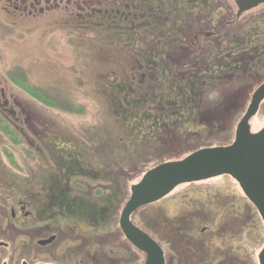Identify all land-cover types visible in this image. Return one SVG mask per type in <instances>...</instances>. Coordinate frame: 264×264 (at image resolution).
I'll use <instances>...</instances> for the list:
<instances>
[{"label":"flooded vegetation","instance_id":"1","mask_svg":"<svg viewBox=\"0 0 264 264\" xmlns=\"http://www.w3.org/2000/svg\"><path fill=\"white\" fill-rule=\"evenodd\" d=\"M0 12L11 22L13 30L15 26L28 25V30H48L49 38L70 30L95 32L100 37L97 43L113 46L117 57L131 52L133 61L130 69L127 68L130 72L127 81L124 82L126 77L121 75L113 76L108 80V90L104 91L113 104L114 95H123L116 104L127 106L129 111H120L128 113L130 130L124 131V137H115L118 146L109 140L104 142L113 149V155L102 153L94 159L77 140L71 142L51 128L49 111L64 108V95L59 90L62 99L48 92L45 97L53 100H44L45 104L36 106L27 100L21 103L20 95L9 94L6 81L2 86L0 79V134L5 135L3 138L12 147L4 146L0 136V264H138V261L145 264L146 254L126 239L120 222L132 186L156 165L141 171L134 184L129 181L130 172L134 176L135 171L123 172L107 166L116 165L125 150L133 151V156L139 155L138 158L141 153L157 155L163 144V135L159 134L167 130L173 129L186 140L204 144L211 140V128H225V118L237 108L236 103L223 105L224 114H220L219 120L212 116L210 107L189 104L179 106L180 111L171 117L166 114L163 100H160L162 106L152 105L150 99L147 100L146 96L154 91L147 90L146 82L152 79V74L158 75L161 81H170L173 88L166 93L176 97L178 102L188 81L206 82L215 77L221 81V86L214 92H219L232 81L240 80L239 73L246 74L248 79L264 73V3L238 13L234 0H0ZM119 59L117 64L124 66L125 61ZM150 64H155L152 72L148 71ZM20 76H23L22 81H27L25 75ZM261 78L251 97L264 83V75ZM106 84L103 82L101 88L106 90L107 87H103ZM22 86L26 92L21 91L27 96L41 98L28 82ZM232 90L235 91L227 95L239 96L238 88ZM157 92L167 97L162 96V90ZM188 93L206 94L199 90H188ZM133 97L143 99L132 105ZM263 105L264 99L257 112ZM143 108L145 113L140 112ZM245 112L236 123L231 122V127L237 126ZM229 121H232L231 116ZM3 123H6L5 130L1 127ZM136 125L140 130L135 131L138 135L130 136ZM147 129H154L156 136H147L150 131ZM230 144L199 146L179 160L201 149ZM4 149L15 156L27 157L36 167L42 163L45 168L37 167L33 172L11 168L10 155ZM88 160L94 163L88 164ZM46 161H50V165L45 166ZM83 162L88 164L87 169L83 168ZM216 178L234 183L239 197L219 189L218 194L197 190L199 195L190 198L193 193L188 191L190 188ZM216 178L180 185L159 201L130 214L131 225L161 249L164 264H247L243 259L247 254L242 255L235 248L234 240L243 239L245 227L252 232L259 221L263 226L264 222L231 176ZM180 188L185 191L181 199L192 206L189 209L185 206L172 218L176 222L173 232L155 230L154 236L147 233L142 226L143 221L147 225L151 220L146 210L161 205ZM212 197L216 199L211 202ZM194 204L203 205V209ZM218 204L220 211L212 213L211 205ZM163 211L167 212L160 208L156 215Z\"/></svg>","mask_w":264,"mask_h":264},{"label":"rangeland","instance_id":"2","mask_svg":"<svg viewBox=\"0 0 264 264\" xmlns=\"http://www.w3.org/2000/svg\"><path fill=\"white\" fill-rule=\"evenodd\" d=\"M1 14L0 12V79H2V86H4L5 80L10 88L9 94L11 92L19 94L20 96H18V98L21 103L27 100L29 104L32 103L36 106L45 104L44 100H53L51 97H45L48 92H51L56 98H61L58 93L59 90L61 94L64 95V97H62L64 99V108L61 107V111L53 109L50 111L48 110L50 122L52 124L51 128L60 131L59 135L70 139L71 142L77 140L82 147L86 148V152H91V154H93V159L95 156H101L102 153H111L113 155V149L105 146L104 142L109 140L111 143H115L118 146V141L115 137H124V131L130 130L129 125L131 120L128 119V113H123L124 111H129L126 109L127 106L124 104H116V101L121 102L123 95H114L115 102L113 104L111 102L112 99L109 102L104 91L108 90V80L112 79L113 76L121 75L126 77L124 82L127 81V76L130 75L128 69H130L133 64L132 53L129 52V54L125 56L118 55L125 61L124 66L118 65L117 63L120 59L116 56L113 46L108 45L106 47L100 42L97 43L100 37L98 34L96 35L95 32H88L86 30L70 32V30L64 34L55 33L53 37L51 36L49 38L50 34H47L48 30L44 31L41 28L28 30V25L25 28L15 26L13 30L10 28L12 25L11 22L6 19L5 15ZM40 25L42 26L41 23ZM16 35H18V38H16ZM140 39L138 41H140ZM134 56L136 55L134 54ZM144 73L147 72L144 71ZM21 74L25 75L27 81L25 79L22 81L23 76H20ZM104 74L107 75V77L104 78ZM244 75L246 74L239 73L237 76H239L240 80L237 82L230 81L231 83H229L227 87H222L219 92L214 93L215 95H213V97L208 96L203 100L202 105L207 109L210 107L212 116L218 118L220 114H224V112H221L222 106L220 103L226 102V99L231 97L227 94H230L231 91H235L232 90V88H238L239 90V96L236 97L237 108H235L231 114L232 121H229V118H225V120H227L224 126L225 128H222L223 130H221L218 137L217 135H210L211 140L204 144H201L199 141H194L193 143V141L186 140L178 134L176 135L173 129H169L170 131L167 130V133L164 132V134H161V136L163 135L161 138L163 144L161 143V148L158 149L157 155L153 153H141L138 158L139 155L133 156V151L125 150L122 152V158L118 159V163L113 166H107V168L120 169V171L122 170L123 172H126V170L135 171L137 175L132 176L130 172L131 176L129 181V184H134L140 178L141 171L155 165L158 166L163 164V162L167 163L173 160H179L183 158L187 152L199 146H213L223 143L226 145L232 143L231 141H233L235 136L236 127H231V122L239 120L240 116L245 112L251 94L259 82H262L261 77L264 73L250 79ZM104 79H106V81H104ZM26 82L29 83L31 88L37 89L34 93L41 98L36 99L26 95L25 86L27 85L22 86ZM103 82L104 84L107 83L103 86L104 88L107 87L106 90L101 88ZM14 87L17 88V92ZM23 89H25V92L21 91ZM5 90L8 91L9 89L5 88ZM133 101H135V99H131V102ZM120 109L124 111H120ZM140 112L145 113V109L143 108ZM54 123L55 126H53ZM250 124L253 133L258 132L264 127V105L250 121ZM1 127L3 128L2 130H5L6 123H3ZM132 130L133 129H131V133H133ZM144 131L145 130L142 132ZM0 136L3 145L11 147L3 138L5 135L2 133ZM120 143H123V141ZM19 151L20 149L16 152L19 153ZM4 152L11 156H9V162L11 163L9 165L11 168H24L28 169L30 172H33L37 167L45 168L42 163L37 165V167L34 166L32 160H28L27 157H20L21 154L20 156H15L7 149H4ZM134 157L136 158L134 159ZM34 162L37 164L38 161L35 160ZM87 163L93 164L94 162L88 160ZM47 164L50 165V161H46L45 166ZM88 164L83 162V168L87 169ZM89 169L96 168L89 167ZM203 184L204 185L200 184L197 185L199 187L190 188V190H188L193 192L192 195H189L191 199L195 198L197 190H207L211 191L212 194H218L217 192L219 189H222V192L228 195L239 197L238 192L235 191L234 183L229 180L216 178ZM182 190L181 188L178 189V191H176L177 194L171 195L170 199L166 200L167 202L165 201L161 203V205H155L146 210L145 214L147 218L148 216L151 218L150 221L148 220L151 223H149L151 228H149V224L146 225L144 221L142 222V226L147 233L154 236L155 230L158 233L160 231L173 232L172 230L175 228L176 222H174L172 218L177 216L185 206H187L188 209L190 208L189 206H192L188 205L189 202L186 203L181 199V197L185 195V191ZM196 195L198 196L199 194ZM220 195H223V193ZM178 196H180V198H178ZM214 199L216 198L212 197L211 202L214 201ZM194 205L199 207V209H203V205ZM160 208H162V210L166 209L167 212L163 211V213L156 215V212L160 210ZM216 211H220L219 204L216 206L211 205V212L214 213ZM244 233L243 239L239 240L238 237L234 240L235 248L240 251L241 254H247L243 257L247 264H257L256 256L261 252L264 246V226L261 221H259L257 229L253 228L251 232V230L248 231L245 227ZM162 246L164 248L165 245L162 244ZM137 263L141 264L142 262L140 263V261H138Z\"/></svg>","mask_w":264,"mask_h":264},{"label":"water","instance_id":"3","mask_svg":"<svg viewBox=\"0 0 264 264\" xmlns=\"http://www.w3.org/2000/svg\"><path fill=\"white\" fill-rule=\"evenodd\" d=\"M234 2L241 13L263 4L264 0ZM263 99L264 83L253 93L229 146L201 149L182 160L160 164L132 186L120 225L126 239L146 254L145 264H164L163 253L146 234L131 225L129 216L139 207L164 198L180 185L229 175L240 185L264 222V127L251 133L249 125ZM258 259L259 264H264V247Z\"/></svg>","mask_w":264,"mask_h":264},{"label":"trees","instance_id":"4","mask_svg":"<svg viewBox=\"0 0 264 264\" xmlns=\"http://www.w3.org/2000/svg\"><path fill=\"white\" fill-rule=\"evenodd\" d=\"M148 67H150V69L148 71L152 72L151 69L152 68H155V64H150ZM152 67V68H151ZM152 79H148V82L147 83V90L151 89L153 90L154 92H152V94H148L146 96L147 100L150 99V103L152 105H161V102L160 100H163V104L162 105H165L167 106V112L166 114H168L167 116H173L175 115L176 113H178L180 111L181 108H179V106L181 105H202L203 104V100H205L209 94V96L213 97V95H215L214 91L218 90L221 86V81L219 79H216L215 77H213L211 80L209 81H188L189 84L186 85L184 88L186 90H184L183 92L180 93V96L178 98H180V100L177 102L176 101V97H171L169 95H167L166 91H171V89L173 88V86L171 85L172 83H170V81L166 80V81H161L159 78H158V75L156 77L155 74H152L150 76ZM156 77V81H154L153 79ZM154 82V83H153ZM152 84V86H150V84ZM163 91V95H167L164 96V97H161V94H159L158 92L156 93V91ZM188 90H199V91H204V94L206 92L205 95H201V96H196L194 95L195 93H188ZM161 93V92H160ZM169 94V93H168ZM157 95V96H156ZM160 96V97H159ZM140 98V99H138ZM134 102H132V105H136L140 102L141 97H138ZM133 99H135V97H133ZM156 99H159V100H156ZM142 101V100H141ZM237 101V98L235 96H231V97H228L226 99V102L224 101L223 103L221 102L220 105L223 106V105H227V104H234L236 103ZM161 105V106H162ZM170 109H173V113L170 112ZM231 112L227 115V118H229L231 116ZM217 120H219L220 118H216ZM138 126L136 125V127H133V130H132V134L131 136L134 135L135 131H137L138 129ZM147 130H150L148 131V134L147 136H156V134L154 133L155 130L154 129H147ZM211 131V135H217V137L219 136V133L221 132V129H215V128H211L210 129ZM163 134V133H162ZM135 135H138V134H135ZM159 136H161V134H159ZM213 138V137H211Z\"/></svg>","mask_w":264,"mask_h":264}]
</instances>
